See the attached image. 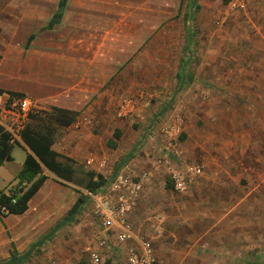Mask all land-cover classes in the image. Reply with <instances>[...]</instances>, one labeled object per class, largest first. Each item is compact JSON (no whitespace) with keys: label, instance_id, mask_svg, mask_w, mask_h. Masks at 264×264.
I'll return each mask as SVG.
<instances>
[{"label":"rangeland","instance_id":"374dc122","mask_svg":"<svg viewBox=\"0 0 264 264\" xmlns=\"http://www.w3.org/2000/svg\"><path fill=\"white\" fill-rule=\"evenodd\" d=\"M197 3L155 0L154 37L134 57L138 81L122 102L132 111L118 115L136 159L126 173L146 175L132 221L162 264H264V0ZM167 154L201 166L187 190L156 161ZM78 214L66 231L73 256L39 249L22 264H88L93 228Z\"/></svg>","mask_w":264,"mask_h":264},{"label":"crops","instance_id":"0c3cea01","mask_svg":"<svg viewBox=\"0 0 264 264\" xmlns=\"http://www.w3.org/2000/svg\"><path fill=\"white\" fill-rule=\"evenodd\" d=\"M59 1L0 0V102L14 92L37 105L15 142L0 126L1 136L10 135L0 150V190L9 193L21 183L28 161L39 166L32 180L46 177L25 212L0 216V264H22L39 249L49 259L73 256L66 231L79 211L93 228L86 253L100 249V226L86 195L90 181L127 175L136 162L134 147L121 143L118 115L132 111L122 102L138 81L134 57L155 34V0L141 1V20L134 14L140 0H68L51 25ZM83 195L86 202L70 215ZM115 253L107 264L120 262Z\"/></svg>","mask_w":264,"mask_h":264},{"label":"built area","instance_id":"2783aa9c","mask_svg":"<svg viewBox=\"0 0 264 264\" xmlns=\"http://www.w3.org/2000/svg\"><path fill=\"white\" fill-rule=\"evenodd\" d=\"M35 110L37 105L27 97L9 94L7 100L0 102V126L10 133L13 142L18 140L30 113ZM156 161L168 168L177 191L187 190L192 178L202 174L201 166L186 165L182 168L172 165L168 154L159 156ZM145 176L131 177L120 173L98 189L86 191L91 216L100 226L97 237L100 249H89L88 264H107V260L111 256L113 258L115 252L120 255L118 264H162L153 242L136 231L130 221V216L140 201ZM27 184V181L18 183L16 189ZM115 249L117 251L113 252Z\"/></svg>","mask_w":264,"mask_h":264},{"label":"trees","instance_id":"16d2710c","mask_svg":"<svg viewBox=\"0 0 264 264\" xmlns=\"http://www.w3.org/2000/svg\"><path fill=\"white\" fill-rule=\"evenodd\" d=\"M198 0H191L192 6L193 8L197 9L199 8V4L197 3ZM68 3V0H60L59 1V5H58V11L54 14V17L51 21V25L55 24L57 22L60 21L64 9L66 8ZM182 78V77H181ZM183 83V79H180ZM0 93H2V91H0ZM11 95H15V96H23V94L20 93H14V92H10ZM28 127V126H27ZM29 128H26L25 130H27ZM26 131H24L25 133ZM6 133H2L1 136V141H0V150L3 148V146L6 144V139H8V137L10 135H7ZM51 155V154H49ZM48 157L44 158V161L47 163L48 166H50V163L47 161ZM50 159V158H49ZM33 164H30V162L28 161V163H26V169L25 171L21 174L20 176V180L21 183L23 180L27 179L28 182H31L30 185H26L20 189H13L11 190L9 193H6L2 190H0V216H5L7 214L10 213H23L27 210L28 208V202L29 200L35 195V193L38 191V189L40 188V186L42 185V183L45 181L46 177L45 176H40L38 177L36 180H32L31 177H33V174H37L39 171V166L38 164H36L34 161L32 162ZM51 167V166H50ZM105 182V179L100 177L98 180L96 181H90V185L88 186L90 188V190H96L99 187H101V185H103V183ZM86 196L83 195L81 196L76 204L74 205V207L72 208V210L70 211V215L76 214L79 209L83 206V204L86 202ZM16 258L12 259V262L15 263Z\"/></svg>","mask_w":264,"mask_h":264}]
</instances>
